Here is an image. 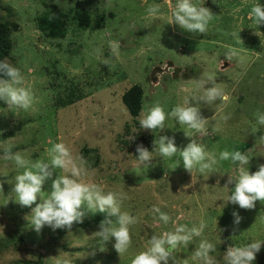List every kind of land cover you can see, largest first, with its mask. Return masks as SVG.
Here are the masks:
<instances>
[{"label":"rangeland","instance_id":"374dc122","mask_svg":"<svg viewBox=\"0 0 264 264\" xmlns=\"http://www.w3.org/2000/svg\"><path fill=\"white\" fill-rule=\"evenodd\" d=\"M196 2L213 13L202 35L168 24L176 0H0V22L13 20L20 26L12 35L8 64L20 69L34 95L27 111L9 109L0 100V264H132L153 234L173 230L171 221L164 225L158 220L153 206L177 224L205 225L201 237L187 249L177 250L180 264H199L192 254L201 240L216 246V264H224L223 253L231 244L264 240V202L257 201L252 209L226 205L235 186L227 181L229 175L237 176L238 164L218 161L216 171L192 175L178 155L163 161L157 148L155 167L147 171L136 166V147L127 151L121 147L122 140H134L133 133H139V145L151 151L154 140L166 134L175 136L179 147L193 138L217 157L224 150L246 152L252 173L264 164V126L254 115L264 111V25L258 27L247 19L250 7L259 0ZM260 3L264 5V0ZM52 4L71 17L64 39L47 37L38 28V17ZM152 4L160 5L157 16L147 14ZM76 9L90 12L88 30L73 21ZM102 16L104 27H97ZM113 45H118V55ZM228 49L236 53L231 60L224 56ZM209 75L229 99L197 105L206 119L201 131H192V138L185 135L191 130L181 128L174 118L155 133L141 129L138 118L130 134H125V123L132 117L122 96L132 85L145 87L143 110L159 103L170 112L185 97L201 94L200 84ZM57 142H64L83 162L84 183L125 195L121 210L137 217V223L130 227L131 246L121 256L114 239L101 247L95 235L106 213L93 214L85 208L82 223L92 225L74 231L45 226L37 233L27 220L31 209L21 206L13 192L14 177L22 170L2 159L4 150L11 148L36 161L47 159V149ZM44 190H51V180ZM236 210L242 217L238 225L232 215ZM19 237L24 242L15 247ZM254 264H264V245Z\"/></svg>","mask_w":264,"mask_h":264},{"label":"clouds","instance_id":"9594fccd","mask_svg":"<svg viewBox=\"0 0 264 264\" xmlns=\"http://www.w3.org/2000/svg\"><path fill=\"white\" fill-rule=\"evenodd\" d=\"M146 11L150 16H157L161 8L159 4H152ZM247 19L258 27L264 25V5L260 0L250 7ZM212 20L213 13L205 4L201 5L196 0H176L168 24L178 26L185 33L202 35L208 31ZM117 48L118 45H113L115 55H118ZM235 55L232 49L224 53L227 60H231ZM0 74L6 77L0 78V100L4 101L9 109L29 110L34 104V95L31 89L25 86V77L20 69L0 61ZM209 82L211 86H207ZM200 87L203 89L201 94L185 97L183 102L173 107L170 112H166L159 103L146 107L139 117L140 128L151 130L153 133L157 130L162 132L166 127V120L174 118L181 128L186 126L191 130L185 131V135L192 138V131H201L206 119L197 105L211 104L217 99L227 102L229 99L211 75L201 82ZM254 115L257 124L264 126V111L257 110ZM228 118L224 117L225 120ZM157 148L163 161L178 155L183 161V167L192 175L196 171L201 174L216 171L214 166L218 161L230 160L238 164L237 176L233 178L229 175L227 181L228 184L234 182L235 186L228 196L226 205L231 203L238 205L239 209H252L257 201L264 202V164H260L254 173L250 172V158L246 152L224 150L217 157L193 138L186 146L179 147L175 136L165 134L160 135L158 141L154 140V148L151 151L142 144L137 146L136 166L147 171L150 167H155L152 161ZM47 157L32 161L20 152H12L11 148L5 149L2 156V159L14 162L17 170H22L14 177L13 192L21 206L31 209L27 220L33 229L37 233L45 226L54 231L71 229L74 223L83 222L85 208L93 214L106 213L99 230L95 232L98 243L103 247L106 242L114 239L115 250L120 256L125 253L132 243L130 227L137 223V217L121 210L125 195L105 191L102 185L96 183H84L81 178L87 171L83 162L77 161L64 142L53 143L47 149ZM49 180L51 190L45 191L44 185ZM38 200L39 203H36ZM153 212L158 214V220L164 225L171 221L173 230L153 234L145 250L132 259V264H180L176 255L177 250L187 249L195 238L201 237L205 225L201 223L199 226L188 227L186 224H177L158 206H153ZM232 215L234 223L238 225L242 219L239 211H233ZM262 245L264 240L261 239H253L242 246L231 244L223 253V262L254 264ZM216 251L213 243L201 240L193 251L192 260L198 261L199 264H216Z\"/></svg>","mask_w":264,"mask_h":264},{"label":"trees","instance_id":"16d2710c","mask_svg":"<svg viewBox=\"0 0 264 264\" xmlns=\"http://www.w3.org/2000/svg\"><path fill=\"white\" fill-rule=\"evenodd\" d=\"M74 15L72 16L73 21H75L78 26H80L83 30H88L92 25V16L88 10H80L76 9L73 11ZM71 20V17L68 16L67 10L60 8L58 4H52L51 10L46 11L42 16L38 17L37 23L38 28L42 31L45 36L56 39H64L68 32V23ZM105 16L100 17V21L97 23V27H104ZM19 24L13 20H5L0 22V61H4L8 63V60L13 52L14 42L12 39V35L19 30ZM0 78L6 79V77H2L0 74ZM145 87L141 84H134L129 89H127L123 96L122 101L126 106L129 114L132 117V122L125 123V134H130L132 124H138V118L144 107V99H145ZM72 97L68 99V102H71ZM65 101H61L64 104ZM134 140L124 139L121 141L123 149L130 150L132 146L136 147L139 145L140 134L133 133ZM135 153L138 155L136 152ZM89 152V150H86ZM100 219L99 217L97 218ZM95 221V220H94ZM92 222L87 221L85 223H77L76 225H72L71 229L68 231H74L77 227L82 229H87L91 226ZM16 242L13 245L16 247V244L21 245L24 242L23 237H19L15 240ZM8 246V244H7ZM28 264H33L32 262H28Z\"/></svg>","mask_w":264,"mask_h":264}]
</instances>
